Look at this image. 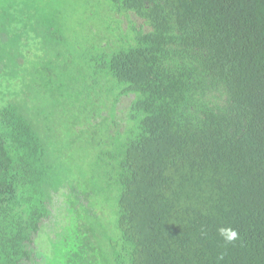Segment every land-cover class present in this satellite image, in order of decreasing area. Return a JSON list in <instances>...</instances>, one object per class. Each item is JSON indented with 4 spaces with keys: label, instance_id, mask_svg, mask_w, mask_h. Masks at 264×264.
Wrapping results in <instances>:
<instances>
[{
    "label": "trees",
    "instance_id": "16d2710c",
    "mask_svg": "<svg viewBox=\"0 0 264 264\" xmlns=\"http://www.w3.org/2000/svg\"><path fill=\"white\" fill-rule=\"evenodd\" d=\"M8 1L1 61L17 37ZM98 9L90 39L29 20L43 51L68 56L63 107L47 90L50 109L30 115L28 97L0 91V264H264V0ZM13 77L0 72V88Z\"/></svg>",
    "mask_w": 264,
    "mask_h": 264
},
{
    "label": "rangeland",
    "instance_id": "374dc122",
    "mask_svg": "<svg viewBox=\"0 0 264 264\" xmlns=\"http://www.w3.org/2000/svg\"><path fill=\"white\" fill-rule=\"evenodd\" d=\"M8 2L9 8L12 10V15H15L16 17L12 22L10 31L17 34V37L11 42V46L4 51V57L7 61L0 60V72L2 74L8 73L10 76V72L14 71L21 78H12V81H14L13 85H11L10 88H6L10 91L7 92L3 88H0V91L6 96V98H10V100L14 99V101H17L15 99H20L23 96L28 97L30 101L27 104V109L30 115L36 107L41 104L44 105V103L47 106L46 111L50 109L51 105L49 101L53 96V93H47L49 101L41 97V95L47 90H52V92L58 93L62 92L61 96L53 97L57 101L59 100L60 107H63V101L67 96L65 88H60L64 84L62 78H66L67 75L65 71L63 72L61 66L66 62L68 56H63L62 58V55H58L54 49L43 51L41 49L42 42L38 40L39 36L36 38L33 36V34L36 35V33L33 32L32 34L30 32L29 20L33 18H54L57 19L55 31L59 36L62 34L63 25V28L65 29L66 26L69 29L75 28L78 33L83 32L84 30L90 31V34L94 35H90V39V37H95V34L104 29L105 24L104 21H102V18L99 17L98 7L99 4L106 5V0H9ZM23 13H25V15H22ZM114 15L116 18L123 20V25L124 21H126V14L118 15L114 13ZM131 16L132 15L129 17ZM108 20L111 21L112 19L109 18ZM35 27L36 26H34V28ZM114 32L115 29L112 30V34ZM53 44H60V37H58V41H54ZM79 47L83 49L85 47L84 42ZM49 60H51L52 64L48 62ZM4 63H6V65H4ZM21 81L27 82V86L26 83L21 86L18 85ZM36 82L44 84V87L41 85L38 86L37 95L34 92V84ZM46 86L48 87L47 89ZM40 100L42 101L40 102ZM1 102L2 101L0 100V103ZM125 103L126 102L118 103L116 120L121 119V108H123ZM106 113L107 111L103 110L105 116ZM107 120H111V117L108 116ZM77 127L78 130L83 128L82 125H77ZM59 132L61 136L68 137L69 144L71 139H74L77 145H84V142L88 140L81 134H67V131L64 129H59ZM62 140L63 139L60 141ZM63 205V197L57 192L53 193L51 196L50 207L54 216H59L61 211H64ZM53 218L54 217H51L45 223L48 225L51 224V222L48 221H52ZM44 229L47 230L48 227L45 226Z\"/></svg>",
    "mask_w": 264,
    "mask_h": 264
},
{
    "label": "clouds",
    "instance_id": "9594fccd",
    "mask_svg": "<svg viewBox=\"0 0 264 264\" xmlns=\"http://www.w3.org/2000/svg\"><path fill=\"white\" fill-rule=\"evenodd\" d=\"M235 235H236V233L233 231V232H231V235L229 236V239H232V238H234L235 237Z\"/></svg>",
    "mask_w": 264,
    "mask_h": 264
}]
</instances>
